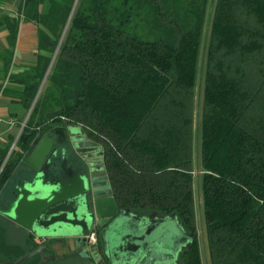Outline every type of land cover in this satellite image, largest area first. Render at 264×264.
<instances>
[{
    "label": "trees",
    "instance_id": "16d2710c",
    "mask_svg": "<svg viewBox=\"0 0 264 264\" xmlns=\"http://www.w3.org/2000/svg\"><path fill=\"white\" fill-rule=\"evenodd\" d=\"M21 22L37 26L47 55L10 76L20 89L0 92L29 111L46 80L0 191L39 135L80 126L103 148L120 208L175 215L196 234L194 98L203 62L209 264H264V0H24L18 18L5 20L6 75ZM13 141L0 145V169ZM2 218L0 252L11 253ZM187 264H203L198 240Z\"/></svg>",
    "mask_w": 264,
    "mask_h": 264
},
{
    "label": "flooded vegetation",
    "instance_id": "af4514ba",
    "mask_svg": "<svg viewBox=\"0 0 264 264\" xmlns=\"http://www.w3.org/2000/svg\"><path fill=\"white\" fill-rule=\"evenodd\" d=\"M68 126L58 125L45 132L62 143L55 147L56 153L49 159L45 178L40 176L46 183L72 182L81 191H86L85 211L77 214V220H82L90 234L85 246L70 237L49 239L29 233L26 236L18 234L10 240L16 251L21 252L18 261L32 255L20 264H187V257L198 240V232L195 234L177 217L173 219L175 215L164 217L137 212L120 208L117 203L119 210L126 209L133 214H123L120 221L124 223L123 228L121 223H115V228H120L117 238L112 227L107 229L113 219L102 226L99 220L90 218L91 181L103 180L107 176L110 185L111 182L104 155L89 142L99 143L86 133H78L73 139L67 134ZM11 194L12 199L16 198V189Z\"/></svg>",
    "mask_w": 264,
    "mask_h": 264
},
{
    "label": "water",
    "instance_id": "95a60500",
    "mask_svg": "<svg viewBox=\"0 0 264 264\" xmlns=\"http://www.w3.org/2000/svg\"><path fill=\"white\" fill-rule=\"evenodd\" d=\"M38 96L39 94L37 98ZM37 98L29 114H31ZM66 131L73 139L78 133L85 134L82 127L74 125L68 126ZM19 136L11 147V151L17 143ZM61 143V140L52 137L49 133L39 135L35 141L34 149L28 156L26 163L35 171L40 172L30 185L26 187L23 186V189L19 191V198L11 211L1 214L9 220L14 227L24 229L29 234H35L39 238L54 239L70 237L75 238L82 246H85L90 233L86 232L82 220H77V214L85 211V202L87 201L86 191H81L80 188L72 182L63 184V182L54 183L51 181L46 183L45 180H41L40 176L42 175L45 178L44 173L49 159L56 153L55 147ZM89 143L95 145L98 150L102 152V156L104 155L103 148L99 144L94 142ZM91 182L93 189L90 200V218L99 220L102 226L113 219V222L107 226V229L112 227L111 230H114L113 233L117 238L120 233V228H115V223H121V217L124 213L127 215L133 214L126 209L119 210L107 176H105L103 180L95 179ZM173 219H176V216H173ZM121 224L123 228L124 223L122 222ZM67 229L70 232H67ZM111 238L113 239V237ZM116 243L118 244V242ZM31 256L32 255H29L20 259L16 263L4 261H0V263L20 264L31 258Z\"/></svg>",
    "mask_w": 264,
    "mask_h": 264
},
{
    "label": "crops",
    "instance_id": "0c3cea01",
    "mask_svg": "<svg viewBox=\"0 0 264 264\" xmlns=\"http://www.w3.org/2000/svg\"><path fill=\"white\" fill-rule=\"evenodd\" d=\"M23 2L24 0H0V86H2V91L8 87L15 90L20 89L19 85L9 81L10 76L21 75L31 71L37 64L38 55H47L45 52H39V35L37 26L34 23L21 22L17 42L10 59L11 61L8 68V74L6 75L4 72L6 60L7 58H10L8 51L11 49L9 48V43L7 41L8 31L6 30L5 20L7 17L18 18L19 10ZM2 91L0 92V120L2 121L0 124V132L3 131L1 126L3 124L9 126L8 122L11 119H15L17 121L16 125H20L23 122L21 119H23L27 112L18 104L12 103L9 98L4 97ZM13 130L14 127L11 129L7 128V134L9 135L13 132ZM10 137L11 136L9 135L8 138H5V143ZM36 177V171L26 162H21L16 167L12 177L0 191L1 216V213H8L11 211L12 207L19 198V191L23 189V186L26 187L30 185ZM14 189H16L17 196L12 199L11 192ZM3 219L10 223L6 218ZM14 231L16 232V234H14L15 236L18 234L25 236L28 235V232L24 229L14 227ZM7 238L10 239V236Z\"/></svg>",
    "mask_w": 264,
    "mask_h": 264
},
{
    "label": "rangeland",
    "instance_id": "374dc122",
    "mask_svg": "<svg viewBox=\"0 0 264 264\" xmlns=\"http://www.w3.org/2000/svg\"><path fill=\"white\" fill-rule=\"evenodd\" d=\"M207 28H208V22H207ZM208 41H209V34H208V30L206 29L205 38H204V46H203L204 49L207 47ZM202 65H204L203 62H202ZM202 65L200 67L201 69H200V74H199V77H198V83H197V88H196V93H195V98H194V105H195V111H194V113H195V139H194V167H193V170H194V181H195V202H196L195 208H196V218H197L198 241L200 242L202 262H203V264H209L207 246H206V243L204 242V240H205L204 239L205 222H204L203 211H202V206H201L202 205V202H201V194L202 193H201V181H200V179L202 178V171H201V168H200V165H199L201 139H200V135L198 136V130H199V127H200L201 116H202L203 83H204V67H202ZM45 80L46 79H44V81H43V83L41 85V88H40L41 91H42V88H43V86L45 84ZM41 91L38 94L40 95L42 93L44 95V90H43V92H41ZM29 113H30V110L26 112L25 116L23 117V119H21V121L26 122L27 117L31 116V115L29 116ZM28 121H29V118L27 120V123H28ZM23 122L20 125L13 126L14 130H13L12 133L9 134L11 137H14V141L11 144V147L13 146L15 140L17 139V137L21 133ZM1 128L3 129L4 132L3 131H1L3 133L0 132V145L1 146H5L4 145L5 144L4 140H5V138L9 137V135L7 134L6 130H7V128L11 129L12 127L3 124L1 126ZM20 136H19V138H20ZM16 145H17V143H16ZM11 147L9 149V152H11V155H12V153L16 149V146H15L14 150L12 149V151H11ZM1 220H2V225H3V227H5V230H6V236L7 237L10 236V239H8L10 241V240L13 239L12 237L15 236L14 234H16V232L14 231V226L11 225L10 223L6 222L3 218ZM10 243H11V241H10ZM14 252L7 253L5 251H1L0 252V259H1L0 261H3L4 259H9V258L15 259L16 255L21 253V252L15 251V250H14Z\"/></svg>",
    "mask_w": 264,
    "mask_h": 264
},
{
    "label": "built area",
    "instance_id": "2783aa9c",
    "mask_svg": "<svg viewBox=\"0 0 264 264\" xmlns=\"http://www.w3.org/2000/svg\"><path fill=\"white\" fill-rule=\"evenodd\" d=\"M33 109H34V108H33ZM32 111H33V110H32ZM31 114H32V112H31ZM31 114H29V116H30ZM28 118H30V117H27V120H28ZM27 120H26V122L23 123L21 133L23 132L24 128H25L26 125H27ZM1 123H2V121L0 120V124H1ZM16 124H17V121H16L15 119H11V120L8 122V125H9L10 127L15 126ZM21 133H20V135H21ZM15 146H16V144H15ZM15 146H14V148H15ZM14 148H13V150H14ZM9 153H10V152H9ZM9 153H8V155H7V157H6L5 161H4V163H3V165H2L3 168L1 167V169H0V170H1V173H2L3 169L5 168L7 162H8V160H9V158H10L11 153H10V155H9ZM1 173H0V175H1Z\"/></svg>",
    "mask_w": 264,
    "mask_h": 264
}]
</instances>
